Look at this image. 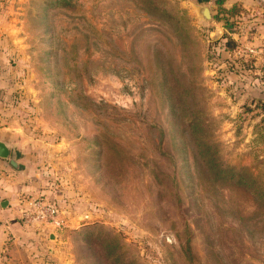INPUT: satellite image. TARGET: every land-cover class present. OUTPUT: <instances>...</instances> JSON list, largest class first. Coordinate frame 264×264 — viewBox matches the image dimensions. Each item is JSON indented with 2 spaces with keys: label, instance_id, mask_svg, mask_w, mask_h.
I'll use <instances>...</instances> for the list:
<instances>
[{
  "label": "rangeland",
  "instance_id": "374dc122",
  "mask_svg": "<svg viewBox=\"0 0 264 264\" xmlns=\"http://www.w3.org/2000/svg\"><path fill=\"white\" fill-rule=\"evenodd\" d=\"M33 1L0 3V116L59 223L19 212L13 264H264V202L207 161L264 183V97L231 88L264 59L225 44L264 47V0Z\"/></svg>",
  "mask_w": 264,
  "mask_h": 264
},
{
  "label": "crops",
  "instance_id": "0c3cea01",
  "mask_svg": "<svg viewBox=\"0 0 264 264\" xmlns=\"http://www.w3.org/2000/svg\"><path fill=\"white\" fill-rule=\"evenodd\" d=\"M0 3L4 4L5 2L4 0H0ZM244 36L245 34H242V32H232L236 47L228 51L229 53L237 55V50L239 48H243L244 46L255 47L251 44L239 45L238 42L242 41ZM262 45H264V40ZM250 55H252L253 58L255 57V63H259V61L264 59V47L257 48V53ZM231 88L237 89L238 92L241 91L240 94L243 95L250 94L256 97H264V81H249L247 83L236 82ZM18 131L19 128L13 127L8 123L6 124L3 117L0 116V141L6 142L11 147H16L20 165L19 168H16L11 164L8 158L0 157V264H13V262H15L13 260L14 257L11 258V255L8 254L7 245L10 244V246L16 247L18 246L17 241L19 240L15 239L14 242L8 243L7 236L10 235V233H14V236H17L18 232L21 231L23 227V225H20L19 222L15 220L19 212L21 213L23 211L25 213L28 211V207H25L26 202L21 198V195L36 190V183L32 179L33 176L25 173L26 169H24L22 160H20L22 152L16 142L18 140ZM5 199L9 201V204L3 207L2 202Z\"/></svg>",
  "mask_w": 264,
  "mask_h": 264
},
{
  "label": "trees",
  "instance_id": "16d2710c",
  "mask_svg": "<svg viewBox=\"0 0 264 264\" xmlns=\"http://www.w3.org/2000/svg\"><path fill=\"white\" fill-rule=\"evenodd\" d=\"M58 1L59 0H34L33 1V4H34V7L37 10V12L35 13V15L37 16L38 14L42 16V10H44L45 8L47 9L48 7H53V6H56L58 4ZM231 30V29H230ZM234 30H232L230 33H232ZM229 33V34H230ZM225 37L227 38L226 40V46L228 47L227 49L228 50H233L235 47H236V43H235V40L233 39L232 36H229V35H225ZM220 40H216V42H219ZM231 45V46H230ZM165 80L166 82H168V75L166 74L165 75ZM169 89H175V85L173 87V84H170L168 86ZM173 93H174V90H173ZM176 107H177V104H176ZM195 124V122H194ZM208 153H209V150H206ZM202 157H204V155H202ZM209 158H207V161L209 163V166H208V169L210 171H212L215 176L218 177H225L227 176V173H231L232 175H235V174H239L241 177L236 179V181L240 184H244V185H247L249 187H253L254 188V192L256 193L257 197L261 199L262 202H264V183L262 184H255V183H245L243 181V178L245 176V174L247 173V171H245V169H242V170H238V169H235L233 167H229V166H223L222 164H216V158L215 157H210L208 156ZM231 177H234V176H231ZM185 252L189 255V258L191 260L194 259V253L192 251V244H191V240H187V242L185 243Z\"/></svg>",
  "mask_w": 264,
  "mask_h": 264
},
{
  "label": "water",
  "instance_id": "95a60500",
  "mask_svg": "<svg viewBox=\"0 0 264 264\" xmlns=\"http://www.w3.org/2000/svg\"><path fill=\"white\" fill-rule=\"evenodd\" d=\"M197 15L201 19H210L212 18V11L210 6L207 4H197L195 5ZM221 31L220 29H216L215 32L212 34V38L216 39L219 37ZM0 157L8 158L11 162V164L19 168V162H18V152L16 150L15 146H9L6 142L0 141ZM9 201L7 199L3 200L2 206L6 207L8 206Z\"/></svg>",
  "mask_w": 264,
  "mask_h": 264
},
{
  "label": "built area",
  "instance_id": "2783aa9c",
  "mask_svg": "<svg viewBox=\"0 0 264 264\" xmlns=\"http://www.w3.org/2000/svg\"><path fill=\"white\" fill-rule=\"evenodd\" d=\"M237 53L240 55H250V54H254L257 53V48L256 47H251V46H244L243 48H239L237 50ZM32 208H34V210L31 211H27L24 214V217L26 216L27 218H33V219H50L53 220L55 223H59L56 219H55V214L58 212V209L56 208V206L52 203H46L44 204L43 202H41V200L39 201H34L33 202V206Z\"/></svg>",
  "mask_w": 264,
  "mask_h": 264
}]
</instances>
